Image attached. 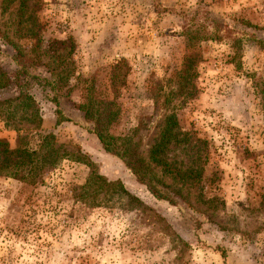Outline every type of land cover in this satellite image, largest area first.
<instances>
[{
	"label": "rangeland",
	"instance_id": "1",
	"mask_svg": "<svg viewBox=\"0 0 264 264\" xmlns=\"http://www.w3.org/2000/svg\"><path fill=\"white\" fill-rule=\"evenodd\" d=\"M1 1L0 69L19 68L17 44L39 122L0 90V138L46 156L30 181L0 175V264H264V0H28L36 38L14 34L18 1ZM188 35L201 60L183 74ZM67 38L72 75L47 85V45ZM118 58L129 70L113 98ZM86 102L144 160L174 116L171 171L152 164L174 204L101 149ZM91 172L107 184L87 185Z\"/></svg>",
	"mask_w": 264,
	"mask_h": 264
},
{
	"label": "trees",
	"instance_id": "2",
	"mask_svg": "<svg viewBox=\"0 0 264 264\" xmlns=\"http://www.w3.org/2000/svg\"><path fill=\"white\" fill-rule=\"evenodd\" d=\"M17 1V7L10 12L6 0H2L1 10L6 13H13V18L10 24L12 26L13 23L12 30L17 37L36 38L38 25L35 21L34 4L28 3V0ZM188 31V29H185L183 35L189 34ZM69 39L70 38L57 39L47 45V56L50 62L47 64V67L53 78L52 80H46L45 83L47 85L52 86V84H57V87L60 88L68 84V80L72 75V70L68 67V64L70 63V54L73 49L71 40ZM191 39L192 37L190 35L185 36V43L188 46V52L183 61V74H186L189 71V62L193 61L195 57H200L197 50L192 48V45L190 44ZM11 45L16 49L13 60L19 68L11 72L0 69V90H9L10 93L13 94L12 100L17 99L22 101V108L24 109L25 115L26 111H29L28 121H36V126L39 122V115L37 110H35V107L32 108L31 104L33 103V99L27 91L29 79H35V76L27 73V70H25V55L20 52L18 45L15 43H12ZM59 46L62 47L60 51ZM128 70L129 67L123 58H118L112 63L108 80L110 91L113 93V98L118 94L120 87L123 86ZM25 73L26 77L24 79L22 75ZM79 108L83 111L84 117H87L92 121L93 125L90 132L97 138L101 149L105 153L120 159L123 165L132 173L135 180L140 184H144L149 193L155 199L174 204L172 196L164 189L165 184L154 177L152 168V164H154V166H159L163 171H171L170 162H167L164 159V151L169 144L183 140L178 136L179 134L175 128L176 122L174 116L172 114L164 116L163 125L159 132L158 139L149 149L148 159L144 160L142 156L137 153L135 146L132 145L129 140L120 137L118 138L107 131H102V128H100L103 124L102 121H106L104 125H107L110 120H112L113 114L110 112L105 113V111L103 113L94 111L90 102L79 105ZM55 112L62 118L58 107L55 109ZM49 137H51L49 134L41 136V142L44 143ZM45 143L48 142L45 141ZM45 156V153L42 151L37 154L35 151L28 150L27 148L10 147L6 140L0 138V175L11 177L19 181H30L28 179L35 175V170ZM174 171L177 170L175 169ZM177 173H180L179 175L181 178H187L192 175V170L187 168L185 171H177ZM92 179H94V181L98 180L101 188L107 184L101 175L92 174V172L87 177L86 184L88 185Z\"/></svg>",
	"mask_w": 264,
	"mask_h": 264
}]
</instances>
